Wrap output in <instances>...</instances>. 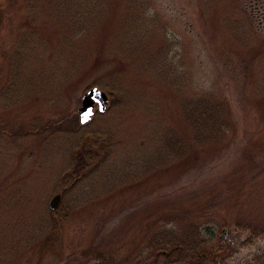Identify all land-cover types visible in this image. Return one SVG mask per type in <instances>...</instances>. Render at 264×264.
Wrapping results in <instances>:
<instances>
[{
	"label": "rangeland",
	"instance_id": "obj_1",
	"mask_svg": "<svg viewBox=\"0 0 264 264\" xmlns=\"http://www.w3.org/2000/svg\"><path fill=\"white\" fill-rule=\"evenodd\" d=\"M164 238L264 264V0H0V264H166Z\"/></svg>",
	"mask_w": 264,
	"mask_h": 264
},
{
	"label": "water",
	"instance_id": "obj_2",
	"mask_svg": "<svg viewBox=\"0 0 264 264\" xmlns=\"http://www.w3.org/2000/svg\"><path fill=\"white\" fill-rule=\"evenodd\" d=\"M109 105V96L99 88L95 87L90 89L82 98V106L78 110L80 124L85 126L88 124L95 115V109L98 106L100 113L107 112ZM62 195H56L51 203L50 209L55 212L60 206Z\"/></svg>",
	"mask_w": 264,
	"mask_h": 264
},
{
	"label": "trees",
	"instance_id": "obj_3",
	"mask_svg": "<svg viewBox=\"0 0 264 264\" xmlns=\"http://www.w3.org/2000/svg\"><path fill=\"white\" fill-rule=\"evenodd\" d=\"M187 245H190V244H187ZM152 247H155L158 257L166 260L167 262L166 264H168L169 261H173V260H178L181 262V264H191V263L192 264H208L207 262L208 260L205 259L206 257L203 254L199 256L197 255L198 254L197 250H195L194 254L191 257H189L187 255V252L184 251V247L186 248V245L182 246L179 243L173 244L172 241H166L165 238L161 240L156 239L154 242H152ZM193 248L196 249V247H193ZM194 249L191 250V252H193ZM194 257H198V259H194ZM193 260L196 261V263H194ZM158 263H159V260L154 261V264H158Z\"/></svg>",
	"mask_w": 264,
	"mask_h": 264
}]
</instances>
